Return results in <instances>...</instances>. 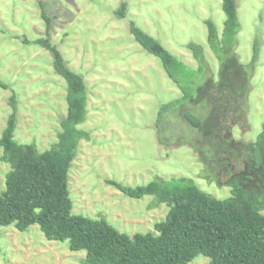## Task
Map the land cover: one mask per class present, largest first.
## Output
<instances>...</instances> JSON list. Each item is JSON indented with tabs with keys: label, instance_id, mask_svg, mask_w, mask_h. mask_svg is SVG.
Listing matches in <instances>:
<instances>
[{
	"label": "rangeland",
	"instance_id": "374dc122",
	"mask_svg": "<svg viewBox=\"0 0 264 264\" xmlns=\"http://www.w3.org/2000/svg\"><path fill=\"white\" fill-rule=\"evenodd\" d=\"M235 2L240 28L234 55L248 66L256 42L258 53L248 77L246 112L236 126L229 124L234 140L250 143L264 122V0ZM39 3L51 18L48 39L87 89L86 121L78 129L87 132L89 140L79 141L68 175L72 214L104 219L130 237L153 232L167 207L149 196L130 199L107 180L134 188L156 178H186L212 197L228 198L226 173L214 175L216 165L199 161L208 145L177 108L165 116L158 132L159 109L178 100L181 92L159 59L136 43L129 29L134 23L191 70L199 65L188 45L200 46L205 70L192 79L196 96L206 79L218 78L220 65L208 46L206 22H212L220 36L225 21L222 0H0V83L7 86L0 87V138L14 94V141L33 144L40 152L56 142L67 112V83L55 73L50 53L34 43L47 37ZM122 3L127 15L119 19L115 12ZM208 100L212 103L214 98ZM199 105L203 111L204 104ZM8 171L0 161V192ZM84 256L83 251L70 252L67 242L47 241L36 225L25 232L0 227V264H80ZM189 264L208 260L198 256Z\"/></svg>",
	"mask_w": 264,
	"mask_h": 264
},
{
	"label": "trees",
	"instance_id": "16d2710c",
	"mask_svg": "<svg viewBox=\"0 0 264 264\" xmlns=\"http://www.w3.org/2000/svg\"><path fill=\"white\" fill-rule=\"evenodd\" d=\"M221 4L225 21L220 36L213 23L206 22L208 46L220 65L218 78L206 79L196 89V96L191 82L205 70L202 48L188 45L199 65L191 70L134 23L129 29L136 43L159 59L181 92L178 100L159 109L158 132L165 116L177 108L187 126L197 130L208 145L207 152L202 150L198 155L199 161L216 165L214 175L226 173L230 196L212 197L186 178H156L134 188L107 180L130 199L149 196L167 207L164 219L154 224L153 232L130 237L104 219L72 214L68 175L79 141L89 140L88 133L78 129L86 121L87 89L82 77L65 67L57 47L48 39L51 18L44 4L39 3L47 37L34 43L50 53L55 73L67 83V112L59 123L56 142L39 152L33 144L14 141L17 100L14 94L9 98L12 111L0 138V161L9 166L0 192V227L13 226L25 232L36 225L47 241L67 242L73 253L83 251L80 264H189L198 256L206 258L208 264H264V122L256 141L250 143L234 140L229 124L236 126L246 112L248 77L257 58L258 43L254 45L252 61L242 66L233 50L240 28L236 2L222 0ZM115 15L119 19L126 17V3ZM0 87L7 88L2 83ZM210 97L214 98L212 103ZM200 103L204 104L203 111ZM196 111L201 114L197 116ZM191 148L195 150L193 145Z\"/></svg>",
	"mask_w": 264,
	"mask_h": 264
},
{
	"label": "flooded vegetation",
	"instance_id": "af4514ba",
	"mask_svg": "<svg viewBox=\"0 0 264 264\" xmlns=\"http://www.w3.org/2000/svg\"><path fill=\"white\" fill-rule=\"evenodd\" d=\"M234 127V126H233Z\"/></svg>",
	"mask_w": 264,
	"mask_h": 264
}]
</instances>
